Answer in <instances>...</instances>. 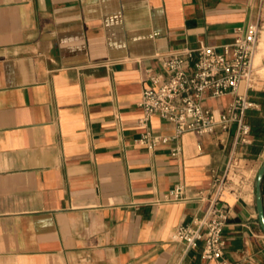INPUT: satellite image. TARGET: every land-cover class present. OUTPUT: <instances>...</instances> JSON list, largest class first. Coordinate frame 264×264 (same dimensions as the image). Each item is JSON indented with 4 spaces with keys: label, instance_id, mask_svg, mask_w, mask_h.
I'll return each instance as SVG.
<instances>
[{
    "label": "crops",
    "instance_id": "1",
    "mask_svg": "<svg viewBox=\"0 0 264 264\" xmlns=\"http://www.w3.org/2000/svg\"><path fill=\"white\" fill-rule=\"evenodd\" d=\"M252 22L262 25L259 63L264 0H0V264H264V87L246 89L247 116L260 123L249 144H234V124L154 150L137 142L146 69L162 72L172 51L230 42ZM150 122L175 133L158 115ZM233 150L245 178L223 194L222 256L203 259L171 234L205 211ZM179 182L189 197L162 201Z\"/></svg>",
    "mask_w": 264,
    "mask_h": 264
},
{
    "label": "built area",
    "instance_id": "2",
    "mask_svg": "<svg viewBox=\"0 0 264 264\" xmlns=\"http://www.w3.org/2000/svg\"><path fill=\"white\" fill-rule=\"evenodd\" d=\"M262 25L252 22L234 28L232 40L219 46L199 45L169 52L159 58L162 72L146 69L141 98L138 105L142 116L138 125L142 129L137 142L154 150L176 140L185 132L197 134L227 131L235 125L234 144L251 142V127L247 111L255 103L247 96L246 89L264 87V57L259 63L254 56ZM231 95L232 99L222 109L205 105L207 98ZM158 115L173 124V136L156 133L150 118ZM172 155L180 153V146L170 148ZM235 150L230 154L223 174L215 175L209 205L205 211L178 224L172 231V240L181 241L186 248L201 247L203 259H219L225 248L223 230L229 217V204L223 199L228 191L239 193L245 178L243 166ZM236 178V180H234ZM188 186L179 182L163 194L162 201L187 199ZM196 197L202 198L198 191Z\"/></svg>",
    "mask_w": 264,
    "mask_h": 264
},
{
    "label": "water",
    "instance_id": "3",
    "mask_svg": "<svg viewBox=\"0 0 264 264\" xmlns=\"http://www.w3.org/2000/svg\"><path fill=\"white\" fill-rule=\"evenodd\" d=\"M264 175V162L260 166L255 181V202L257 208V217L261 228L264 230V206L262 197V179Z\"/></svg>",
    "mask_w": 264,
    "mask_h": 264
},
{
    "label": "trees",
    "instance_id": "4",
    "mask_svg": "<svg viewBox=\"0 0 264 264\" xmlns=\"http://www.w3.org/2000/svg\"><path fill=\"white\" fill-rule=\"evenodd\" d=\"M248 113V111H247ZM247 113H246V119H247V122L249 123L250 127H251V134H258L259 133V127H260V123L258 121L257 118H249L247 116ZM262 195H263V199H264V175H263V179H262Z\"/></svg>",
    "mask_w": 264,
    "mask_h": 264
},
{
    "label": "rangeland",
    "instance_id": "5",
    "mask_svg": "<svg viewBox=\"0 0 264 264\" xmlns=\"http://www.w3.org/2000/svg\"><path fill=\"white\" fill-rule=\"evenodd\" d=\"M259 56V55H258ZM258 56H257V58H258Z\"/></svg>",
    "mask_w": 264,
    "mask_h": 264
}]
</instances>
